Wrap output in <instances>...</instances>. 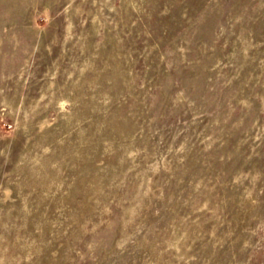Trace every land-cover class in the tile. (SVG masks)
Wrapping results in <instances>:
<instances>
[{
	"label": "rangeland",
	"instance_id": "1",
	"mask_svg": "<svg viewBox=\"0 0 264 264\" xmlns=\"http://www.w3.org/2000/svg\"><path fill=\"white\" fill-rule=\"evenodd\" d=\"M0 264H264V0H0Z\"/></svg>",
	"mask_w": 264,
	"mask_h": 264
}]
</instances>
